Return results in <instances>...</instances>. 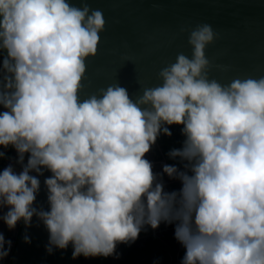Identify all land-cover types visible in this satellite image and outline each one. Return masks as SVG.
Segmentation results:
<instances>
[{
    "label": "clouds",
    "instance_id": "1",
    "mask_svg": "<svg viewBox=\"0 0 264 264\" xmlns=\"http://www.w3.org/2000/svg\"><path fill=\"white\" fill-rule=\"evenodd\" d=\"M80 4L0 0V161L14 148L22 166L0 171V221L11 231L38 218L47 252L71 244L73 259L119 258V244L164 223L181 264H264V76L211 78L228 66L207 57L220 33L201 23L181 29L191 57L178 53L160 84L135 100L119 83L82 100L106 19ZM173 125L185 139L168 155L182 167L156 173L146 155ZM45 170L50 210L34 206ZM163 174L181 188L166 191ZM11 249L0 231V262Z\"/></svg>",
    "mask_w": 264,
    "mask_h": 264
},
{
    "label": "water",
    "instance_id": "2",
    "mask_svg": "<svg viewBox=\"0 0 264 264\" xmlns=\"http://www.w3.org/2000/svg\"><path fill=\"white\" fill-rule=\"evenodd\" d=\"M71 2L77 7L82 6L80 0ZM88 3L93 9L102 10L106 28L100 33L98 55L86 61L82 100L113 83L125 87L135 100L142 94L143 87L160 84L159 71L174 62L178 53L191 57L188 33L181 29L201 23L210 24L220 33V38L207 47V57L214 64L228 66L227 71L214 67L211 78L228 83L236 77L264 76V0H88ZM154 148L160 152L158 142L151 150ZM17 156L14 149L3 169L13 164L16 173L21 172L22 166L16 163ZM150 162L153 166L168 164L163 157L157 164ZM51 175L45 170L44 176L38 177L41 191L34 206H42L45 210L50 208L44 180ZM163 180L166 191H178L182 186L180 181L170 179L167 174ZM2 230H9L3 222L0 224ZM152 232V236L167 249L165 260L152 264H181L183 247L174 237V226L162 223ZM25 235L30 243L25 242ZM11 241L8 264H91V258L83 260L82 255L73 259L71 244L66 250L54 248L49 254L46 249L49 232L36 217L31 227L19 222ZM134 245L138 248L143 245L140 235ZM137 258V252H133L131 264Z\"/></svg>",
    "mask_w": 264,
    "mask_h": 264
},
{
    "label": "trees",
    "instance_id": "3",
    "mask_svg": "<svg viewBox=\"0 0 264 264\" xmlns=\"http://www.w3.org/2000/svg\"><path fill=\"white\" fill-rule=\"evenodd\" d=\"M169 127H170V131L173 133V135L171 137H169L167 135L161 134L157 139V142H158V144L160 146V150H161V153H159V155H158V159H161L163 157V158H165V160L167 161L168 164L182 167L179 159L178 158L177 159L170 158L168 153L172 149L181 148L183 145V140L185 139V137L181 133V126L173 125V126H169ZM13 150H14V148L4 149V151L6 152V156L8 158H5L4 160L0 161V171L7 164L9 158L11 157ZM26 156H27V154H26ZM141 242L143 245L145 244L146 246H150V245L153 246L152 248L155 252L154 257L158 261H160L163 256L165 257L167 249L154 236L148 237L146 239H141ZM127 246H129V248H131V249H135V248L139 249L136 245H134V243H132V245L130 244ZM184 254H185V249L182 248L181 254H180L181 260H182ZM85 258L86 257H84L82 255V259L84 260ZM95 261H97V263H99V264H105L108 261V257L99 256V257L95 258Z\"/></svg>",
    "mask_w": 264,
    "mask_h": 264
},
{
    "label": "flooded vegetation",
    "instance_id": "4",
    "mask_svg": "<svg viewBox=\"0 0 264 264\" xmlns=\"http://www.w3.org/2000/svg\"><path fill=\"white\" fill-rule=\"evenodd\" d=\"M159 153H161V150L159 152V150L154 148V149L151 150L150 153H148L146 155V159H148L149 161H153V163L156 162V164H157V162L159 163V161L161 160V159H158ZM154 171L156 173H162L163 172V167L160 166V165H155L154 166ZM164 175L165 174H163V176ZM1 223H2V221H0V224ZM18 224H17V226H18ZM17 226H16V228L14 230H11V231L10 230H8V231L2 230L4 235H5L6 240H13L15 232H16V229H17ZM149 228L146 227L144 230L141 231V233H140L141 239H146V238L152 236V234H153L152 229H149ZM152 247L153 246H151V245L150 246H146L144 244V245L141 246V248H139V249L135 248V250H132L126 244H124V245L123 244H119L117 246V249H116V252L119 254V258H116L114 256H109L108 257V261L105 264H131L130 257H132L133 252H137L138 258L135 261V263H132V264H152V263L158 262V260L155 259V257H154L155 252H154ZM10 254L5 260L0 262V264H8L9 263ZM88 258H91L90 259L91 264H99V263H97V261H95L96 257H88ZM133 258H134V256H133ZM133 258H132V262L134 261ZM165 258L166 257L163 256L162 259L159 262L164 261ZM85 259H87V258H85ZM110 260H111V263H110Z\"/></svg>",
    "mask_w": 264,
    "mask_h": 264
}]
</instances>
